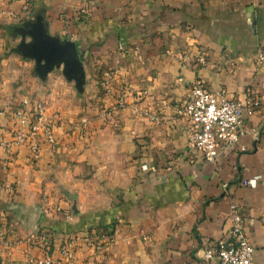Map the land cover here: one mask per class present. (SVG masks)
<instances>
[{
  "label": "crops",
  "instance_id": "obj_1",
  "mask_svg": "<svg viewBox=\"0 0 264 264\" xmlns=\"http://www.w3.org/2000/svg\"><path fill=\"white\" fill-rule=\"evenodd\" d=\"M37 14L50 35L75 44L82 92L61 69L41 80L15 52L17 27ZM262 45L264 0H0V139L12 140L10 112L28 100L42 105L57 140L38 139L33 154L28 141L0 147V264L42 257L24 241L38 229L55 243L75 238V264H208L231 205L252 264H264ZM194 82L240 100L252 88L261 100L248 134L214 163L189 148L175 117ZM94 233L114 240L102 263L86 259Z\"/></svg>",
  "mask_w": 264,
  "mask_h": 264
},
{
  "label": "built area",
  "instance_id": "obj_2",
  "mask_svg": "<svg viewBox=\"0 0 264 264\" xmlns=\"http://www.w3.org/2000/svg\"><path fill=\"white\" fill-rule=\"evenodd\" d=\"M198 58L204 64V55L200 54ZM256 64L264 68V45L256 53ZM101 86L110 91L108 80L101 81ZM260 106V97L252 88L246 89L244 98L240 100L226 97L222 90L211 92L199 82H194L190 86L188 98L176 106L175 117L184 120L187 126L189 148L199 152L206 162L214 163L224 151L238 145L239 139L248 134L246 122ZM44 113L41 104H30L28 100H23L21 107L10 112L13 119L12 140L5 142L0 139V147L8 149L11 145L28 141L33 154L38 149V139L53 146L57 141L54 125L45 118ZM3 114L6 112L0 110V115ZM141 114L151 121H157L154 114ZM86 124L87 120L81 119L78 125L84 128ZM83 133L86 138L89 137L85 129ZM254 183V180L248 181L251 186ZM56 211L61 210L57 208ZM229 218L231 225L225 236L205 250L204 259L208 264H252L254 247L245 235L243 218L235 205L230 207ZM0 235L4 236L2 233ZM24 241L42 253V257L33 260L34 264H75V238L68 237L55 243L50 230L38 229ZM113 241L108 234L90 235L87 244L90 252L86 257L88 262L102 263ZM4 242L7 246L11 244L5 239ZM53 254L59 258L54 260Z\"/></svg>",
  "mask_w": 264,
  "mask_h": 264
},
{
  "label": "water",
  "instance_id": "obj_3",
  "mask_svg": "<svg viewBox=\"0 0 264 264\" xmlns=\"http://www.w3.org/2000/svg\"><path fill=\"white\" fill-rule=\"evenodd\" d=\"M20 42L15 52L34 62V74L44 80L53 69H61L63 77L73 81L78 92L83 91L84 68L75 44L48 33L43 15L37 14L32 20L17 27Z\"/></svg>",
  "mask_w": 264,
  "mask_h": 264
},
{
  "label": "rangeland",
  "instance_id": "obj_4",
  "mask_svg": "<svg viewBox=\"0 0 264 264\" xmlns=\"http://www.w3.org/2000/svg\"><path fill=\"white\" fill-rule=\"evenodd\" d=\"M16 38L19 39V41H20V39H21L20 36H19V37H16Z\"/></svg>",
  "mask_w": 264,
  "mask_h": 264
}]
</instances>
